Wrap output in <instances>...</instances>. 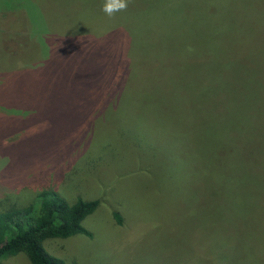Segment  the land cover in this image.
Returning <instances> with one entry per match:
<instances>
[{
    "label": "rangeland",
    "instance_id": "1",
    "mask_svg": "<svg viewBox=\"0 0 264 264\" xmlns=\"http://www.w3.org/2000/svg\"><path fill=\"white\" fill-rule=\"evenodd\" d=\"M153 1L109 18L104 0H0V212L37 185L98 200L88 236L42 243L64 264H214V247L223 264H264V233L231 249L244 233L211 225L194 154L202 121L243 113L240 75L264 72V0ZM221 66L236 70L230 99L185 96L178 73Z\"/></svg>",
    "mask_w": 264,
    "mask_h": 264
},
{
    "label": "trees",
    "instance_id": "2",
    "mask_svg": "<svg viewBox=\"0 0 264 264\" xmlns=\"http://www.w3.org/2000/svg\"><path fill=\"white\" fill-rule=\"evenodd\" d=\"M157 1L169 0H154L153 3ZM215 70L208 67L205 74H195L196 70L190 68L178 73V82L185 88V96L204 104L219 102L221 97L228 99L232 91L226 90L224 83L235 75L231 73L236 70L227 71L225 66ZM238 83L243 86L240 96L244 102L239 104L243 113L236 117L223 106L224 117L213 116L202 121L198 131L206 125L210 134L206 144H198L194 152L197 154L198 178L206 184L204 196L211 203L207 215L215 219L209 220L211 225L220 226L227 218L231 232L244 233V240L229 244L231 249L259 245L261 240L250 238V233H264V88H261L264 86V72L260 69L255 74L242 73ZM212 87L221 89L212 90ZM259 178L263 180L261 185L257 184ZM245 184L253 186L248 201H245L242 189ZM51 186L37 185L40 189L28 205L0 212V260L21 253L29 264H64L48 255L42 243L76 234L88 236L80 223L94 212L99 201L81 197L63 200ZM7 187L3 186L0 191ZM113 216L119 223L117 215ZM218 218L219 223L216 222ZM223 249L213 248L214 264H223Z\"/></svg>",
    "mask_w": 264,
    "mask_h": 264
},
{
    "label": "clouds",
    "instance_id": "3",
    "mask_svg": "<svg viewBox=\"0 0 264 264\" xmlns=\"http://www.w3.org/2000/svg\"><path fill=\"white\" fill-rule=\"evenodd\" d=\"M128 0H104L101 11L109 18L113 17L117 12L126 11Z\"/></svg>",
    "mask_w": 264,
    "mask_h": 264
}]
</instances>
